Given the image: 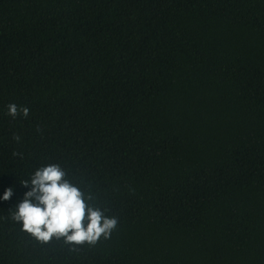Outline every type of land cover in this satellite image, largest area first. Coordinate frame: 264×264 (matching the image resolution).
Masks as SVG:
<instances>
[{"label": "trees", "instance_id": "16d2710c", "mask_svg": "<svg viewBox=\"0 0 264 264\" xmlns=\"http://www.w3.org/2000/svg\"><path fill=\"white\" fill-rule=\"evenodd\" d=\"M49 164L110 238L12 218ZM0 264H264V0H0Z\"/></svg>", "mask_w": 264, "mask_h": 264}, {"label": "clouds", "instance_id": "9594fccd", "mask_svg": "<svg viewBox=\"0 0 264 264\" xmlns=\"http://www.w3.org/2000/svg\"><path fill=\"white\" fill-rule=\"evenodd\" d=\"M7 115L27 118L30 109L15 103L7 105ZM19 141L20 137H14ZM58 164L38 168L31 178V189L16 205L12 218L22 224V230L42 243L63 238L72 245H95L101 237L108 239L117 228L118 220L107 217L100 209L89 207L79 187L67 180ZM28 186V181L23 182ZM14 189H6L2 199L7 201Z\"/></svg>", "mask_w": 264, "mask_h": 264}]
</instances>
